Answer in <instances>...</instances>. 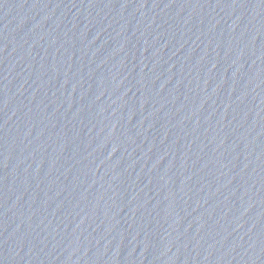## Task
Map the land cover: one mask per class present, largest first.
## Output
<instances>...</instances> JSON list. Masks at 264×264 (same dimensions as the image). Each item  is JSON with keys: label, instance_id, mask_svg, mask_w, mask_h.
<instances>
[{"label": "water", "instance_id": "obj_1", "mask_svg": "<svg viewBox=\"0 0 264 264\" xmlns=\"http://www.w3.org/2000/svg\"><path fill=\"white\" fill-rule=\"evenodd\" d=\"M0 264H264V0H0Z\"/></svg>", "mask_w": 264, "mask_h": 264}]
</instances>
